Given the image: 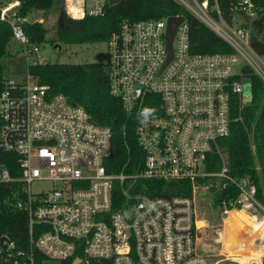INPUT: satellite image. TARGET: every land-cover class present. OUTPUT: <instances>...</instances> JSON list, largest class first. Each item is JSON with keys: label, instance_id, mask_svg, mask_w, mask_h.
I'll use <instances>...</instances> for the list:
<instances>
[{"label": "built area", "instance_id": "2783aa9c", "mask_svg": "<svg viewBox=\"0 0 264 264\" xmlns=\"http://www.w3.org/2000/svg\"><path fill=\"white\" fill-rule=\"evenodd\" d=\"M178 1L234 51L192 52L183 14H176L183 20L173 36L170 58L165 43L168 16L126 19L119 24L106 40L109 92L134 119L140 149L119 171H108L106 166L112 153L108 126L97 124L62 93L52 94L49 85L38 82L28 70L18 82L4 75L0 184L16 186L14 204L26 214L29 248L17 249L7 236L0 235V264H35L36 252L58 262L79 258L78 264L93 260L109 264H262L259 253H246L249 238L225 248L224 224L216 237L221 247L200 252L201 225L193 195L134 192L139 179H188L192 193L197 179L222 181L220 187L233 182L219 140L229 135L234 98H243L241 68L249 66L264 82V68L243 47L252 49L247 28L227 23L216 3L193 0L194 8ZM108 2L62 0L60 12L73 19L99 16ZM237 2L245 16L257 15V0ZM19 5L20 0H0V24L9 26L28 65L44 63L38 59L39 44H30L23 29L26 22L42 21L31 19L30 14L19 15ZM214 152L221 158V168L209 171L207 159ZM129 165L133 169L127 171ZM41 182L49 186L31 190L33 183ZM239 189L232 207H223L227 215L238 200H245L247 206L258 204L254 184L245 179ZM115 190L124 198L118 209L113 208ZM78 250L81 256L75 255Z\"/></svg>", "mask_w": 264, "mask_h": 264}, {"label": "trees", "instance_id": "16d2710c", "mask_svg": "<svg viewBox=\"0 0 264 264\" xmlns=\"http://www.w3.org/2000/svg\"><path fill=\"white\" fill-rule=\"evenodd\" d=\"M203 1V0H199ZM258 10L255 17H247L237 0H208L209 5L216 3L222 18L229 24L249 30V43L259 55H264V0H257ZM62 0H20L17 9L19 15H29L34 11H46L58 5ZM183 14L188 23L190 50L194 53H231L233 48L213 29L193 15L177 0H118L105 6L99 16L69 18L64 16L57 23L56 42H95L106 41L117 30L123 20L161 18ZM217 17V15L214 13ZM23 29L29 43L46 41L48 29L43 22H26ZM12 38L6 23L0 24V88L4 74L8 69V59L13 55L10 49ZM17 49H19L17 47ZM28 72L38 82L49 85L50 92L62 93L68 101L82 106L100 125L108 126L112 131V153L106 166L108 171H119L131 156L134 160L139 152V145L134 131L135 121L123 109L121 101L109 92L108 65L100 63H36L27 66ZM244 79L250 86V100L242 103L235 97L231 105L232 121L230 132L219 140L220 146L227 153L228 174L234 179L220 187L222 181L215 179H197L196 184H207L213 194L216 206L231 208L239 195L243 180L254 184L255 200L264 206V82L247 65L241 68ZM209 171L221 168V158L217 153H210L206 163ZM133 169L129 165L128 169ZM15 185L0 184V235L7 236L17 249H28L27 217L15 204L12 191ZM134 192L151 196H192V183L188 179L154 180L139 179ZM124 201L119 190H115L113 208H120ZM258 233L264 235V220H257ZM259 241V240H258ZM264 252V247H261ZM75 255L81 256L80 250ZM45 257L35 253V264H44ZM72 257L58 262L71 264ZM92 264H109L93 260ZM264 264V257H262Z\"/></svg>", "mask_w": 264, "mask_h": 264}, {"label": "rangeland", "instance_id": "374dc122", "mask_svg": "<svg viewBox=\"0 0 264 264\" xmlns=\"http://www.w3.org/2000/svg\"><path fill=\"white\" fill-rule=\"evenodd\" d=\"M183 1L195 8V3L193 2V0ZM57 7L58 5H56V7L53 6L51 9L46 11H34L30 14L31 19L39 17L38 19L41 20L44 26L48 29V32L46 34V41L39 43V51L37 52L38 59L43 62L49 63H104L107 57L106 41H62L56 42L54 44L51 43L50 39L55 37V30L57 27V23H59L58 15L61 10H59ZM215 22L217 26L227 30L221 21ZM55 44H58L59 48H54ZM9 47L12 50L13 55L6 62L8 63V69L5 71L4 75L8 80L18 82L25 78L28 63L23 51L21 50V47L17 45L13 40L11 41ZM17 47L19 49H17ZM243 47L249 57L254 61V63L259 65L261 68H264V56L258 55L256 53L254 54L252 52L253 50L249 49L245 45H243ZM243 62L244 61H241L236 66V69H238L241 64H243ZM242 89V101L243 103H247L250 100L251 92L246 79L242 81ZM222 157L224 158V161H226L227 153L224 150ZM203 185L206 184H196L195 191L192 193L194 197L196 218L199 220V224L201 225L198 233V250L200 252H214L221 247L219 241H216V237L218 236L217 233L221 229V227L223 228V224L226 233L225 235L222 234L221 237L227 244H231V242H234L236 240H239L240 242L242 238H246L249 233L255 231L254 229H256V226L255 221H253L255 216L248 215L240 210L234 211V213H237L235 214V216L232 214L230 216H227L221 206H216L213 203L212 192L209 191L208 187H205ZM48 186L49 184L46 182L33 183L31 185V190L38 191L40 189H46ZM247 211L249 214L255 213L258 216L259 220H264V206H262L261 204H252L250 206V209H248ZM44 264H58V261L48 259L44 262Z\"/></svg>", "mask_w": 264, "mask_h": 264}, {"label": "crops", "instance_id": "0c3cea01", "mask_svg": "<svg viewBox=\"0 0 264 264\" xmlns=\"http://www.w3.org/2000/svg\"><path fill=\"white\" fill-rule=\"evenodd\" d=\"M241 202V203H239ZM247 202L245 200H238L235 205L233 206L234 210H237V211H243L244 213L248 214V215H252V216H255L254 220L255 221V226H257V220H259L258 216L254 213H248V209H250V206H247L246 205ZM235 214L237 213H234L232 215L235 216ZM256 219V220H255ZM260 221V220H259ZM255 231L252 232V233H249L247 235V239L249 238L250 239V242H249V248H248V251L246 253H259L262 257H264V252H261V247H264V235H261V233H258L259 231H256V229H254ZM260 242H259V241ZM241 241V240H240ZM262 241V242H261ZM235 242V241H234ZM259 243V244H258ZM224 246L225 248H228L229 247V243L227 244L226 242L224 243ZM241 254V253H240ZM261 257V258H262Z\"/></svg>", "mask_w": 264, "mask_h": 264}, {"label": "water", "instance_id": "95a60500", "mask_svg": "<svg viewBox=\"0 0 264 264\" xmlns=\"http://www.w3.org/2000/svg\"><path fill=\"white\" fill-rule=\"evenodd\" d=\"M117 1L118 0H109V3L113 4V3H116ZM63 18H64V13L60 12L59 18H58L59 23L62 21ZM182 20H183V16L182 15H178V16L171 15V16H168V18H167L166 32H165V43H166L167 50H168V58H170L171 54H172V40H173V36L175 34V31L177 29V25ZM54 48H59V45L55 44ZM248 85H249V83H248ZM249 88H250V86H249ZM5 239L6 238H2V241L5 240ZM79 262H80V259L77 258V259L73 260V262L71 264H78Z\"/></svg>", "mask_w": 264, "mask_h": 264}, {"label": "bare ground", "instance_id": "6f19581e", "mask_svg": "<svg viewBox=\"0 0 264 264\" xmlns=\"http://www.w3.org/2000/svg\"><path fill=\"white\" fill-rule=\"evenodd\" d=\"M234 211H236V210H234V209L230 210V211L228 212V215H227V216H230L231 214H234Z\"/></svg>", "mask_w": 264, "mask_h": 264}]
</instances>
